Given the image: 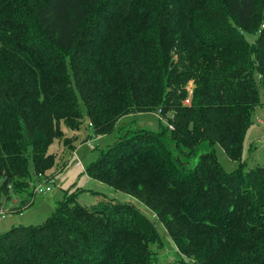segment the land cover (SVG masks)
<instances>
[{
  "label": "trees",
  "instance_id": "16d2710c",
  "mask_svg": "<svg viewBox=\"0 0 264 264\" xmlns=\"http://www.w3.org/2000/svg\"><path fill=\"white\" fill-rule=\"evenodd\" d=\"M260 96L264 0H0V188L28 193L55 164L50 145L74 140L63 126L86 117L107 135L157 112L158 131H127L84 173L154 213L170 264H264V170L226 172L215 155L241 161ZM79 191L0 234V264H159L153 221L113 200L78 205Z\"/></svg>",
  "mask_w": 264,
  "mask_h": 264
},
{
  "label": "rangeland",
  "instance_id": "374dc122",
  "mask_svg": "<svg viewBox=\"0 0 264 264\" xmlns=\"http://www.w3.org/2000/svg\"><path fill=\"white\" fill-rule=\"evenodd\" d=\"M245 37L250 43H252L255 40L256 35L245 33ZM191 87L192 84H189L187 88V90L189 89V92L191 91ZM80 109L84 112L82 104ZM156 114L157 112L125 116L117 122L113 132L100 136L92 134L91 127L86 117L83 118L81 127L77 131L72 132L63 126L64 137L73 138L75 134H77L71 142V144L74 142V154H71L72 145H68L69 143L64 144L63 139L55 140L50 145L48 152L54 157L55 164L50 170L44 173V176L45 178L53 179L51 192L44 195H35L31 187L29 188L28 193L25 191L20 192L13 186H8L6 191H3L0 188V196L5 198L4 203H2L3 199L0 198V212H2L3 215L2 219L0 214V234L5 233L11 227V221L14 219H16L13 223L15 227L42 224L46 219L45 216L50 215V213L56 209L57 203L61 201L65 195L72 193L77 190V188L81 192H78L77 196L74 195V198L76 196V203L85 207L93 206L94 204L92 203H94L96 195L87 189V191L82 190V187H88V189H94V192L102 193V195L106 197V200L133 205L141 213L146 215L149 220L154 222L159 239L157 242L151 243L149 247L153 253V258L157 263L170 264L178 259L174 243L167 235L162 223L157 217H155L154 213L133 197L121 191L114 190L103 183L100 184L106 188L105 191L99 189V187L96 186L98 183H95L94 181H90V184H86L87 179L84 175L86 166L97 159L99 152L108 146L113 145L117 137L125 136L127 131L135 129L158 131L159 121ZM160 119L161 122L166 125L167 121L165 117L163 118L161 116ZM257 120L261 121V123ZM88 142L89 145H87ZM200 149L201 150H199L194 158L187 160L181 158V161L188 166H194L198 157L206 151V145L203 144ZM215 155L217 161L226 172H231L242 166L244 171L257 168H262L264 170V98L262 96H260L259 104L254 110L252 124L246 131L243 139L241 161H231L218 146L215 147ZM30 182L31 181H29V183ZM21 195H26L25 198H27L24 204L26 205L25 208H27V203L31 200V203L29 202V208L25 210H21L22 206H19ZM13 200L17 205L15 208L17 212L11 210L10 205ZM23 203L24 201L22 202V205ZM39 213L44 215L43 217L45 218H39ZM18 214H20V216Z\"/></svg>",
  "mask_w": 264,
  "mask_h": 264
},
{
  "label": "crops",
  "instance_id": "0c3cea01",
  "mask_svg": "<svg viewBox=\"0 0 264 264\" xmlns=\"http://www.w3.org/2000/svg\"><path fill=\"white\" fill-rule=\"evenodd\" d=\"M137 115H139V114H137ZM131 117H132V116H131ZM133 117H134V116H133ZM257 121H259V120H257ZM259 123H261V121H259ZM76 136H77V134H75L74 137H76ZM75 142H76V141H75ZM88 143H89V142H88ZM71 145H72V153H71V154H74V149H75V147H74V142H73ZM50 154H51V153H50ZM76 166H77V165H76ZM84 175H85V177H86V179H87V183H86V184H90V181H94L95 183H98L96 186H98L99 189H102V190H104V191L106 190V188H104V186H102V184H100V182H97V181H95V180L89 178L85 173H84ZM91 183H92V182H91ZM88 186H91V185H88ZM86 189H87L88 191H92L91 193H93V194L96 195V196H95L96 198H95V200H94V203H92V204H94V205L98 204L100 201H104V200H102V199H105V198H106V197H104V196L102 195V193H100V192H99V193H98V192H94V189L92 190V189H88V187H86V188H85V187H82V190L87 191ZM79 192H81V191H79ZM26 194H27V193H26ZM25 196H26V195H21V196H20V200H21V202H20L19 206H20V205L22 206V207H21V210H22V209L25 210V209L29 208V205H30V203H31V202H30L31 200H30V201H29L30 203H29V202L27 203V205H28L27 208H25L26 205H24V204H25V201H26V199H27V198H25ZM0 198L3 199V202H2V203H4L5 198L2 197V196H0ZM21 198H22V199H21ZM20 200H19V201H20ZM105 200H106V199H105ZM23 201H24V203H23V205H22V202H23ZM2 203H1V204H2ZM52 205H53V204H52ZM16 206H17V205H16L15 201L13 200V201L11 202V205H10L11 210H12L13 212H17V210H15ZM50 208H51V207H50ZM19 209H20V208H19ZM19 209H18V211H19ZM52 212H53V211H52ZM52 212H51V213H52ZM51 213H50V214H51ZM18 215L20 216V214H18ZM39 216H40L39 218H45V217L47 218L49 215L43 217L44 215H41V214L39 213ZM2 219H3V218H2ZM15 220H16V219H14V220L11 221V225H10L11 227H15V225H13V223L15 222ZM9 224H10V223H9ZM11 227H10V228H11ZM4 228H6V227H4ZM10 228H9V229H10ZM9 229H8V230H9Z\"/></svg>",
  "mask_w": 264,
  "mask_h": 264
},
{
  "label": "built area",
  "instance_id": "2783aa9c",
  "mask_svg": "<svg viewBox=\"0 0 264 264\" xmlns=\"http://www.w3.org/2000/svg\"><path fill=\"white\" fill-rule=\"evenodd\" d=\"M184 103L188 104L189 98H187L184 101ZM159 119H160V115H159ZM169 128L171 129V126H169ZM87 145H89V143H87ZM52 183H53V179L45 178L44 174H35L33 175L31 182L29 183V187H31L35 195H44L48 192H51ZM0 214H1V218H3L2 212H0Z\"/></svg>",
  "mask_w": 264,
  "mask_h": 264
}]
</instances>
